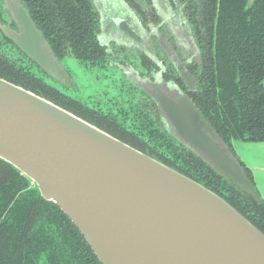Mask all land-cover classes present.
Instances as JSON below:
<instances>
[{
  "label": "water",
  "instance_id": "1",
  "mask_svg": "<svg viewBox=\"0 0 264 264\" xmlns=\"http://www.w3.org/2000/svg\"><path fill=\"white\" fill-rule=\"evenodd\" d=\"M3 8L17 26L3 25L4 33L62 81L57 57L22 2L3 0ZM156 97L188 146L264 201L189 99ZM0 159L69 216L102 264H264V232L221 195L2 77Z\"/></svg>",
  "mask_w": 264,
  "mask_h": 264
},
{
  "label": "trees",
  "instance_id": "2",
  "mask_svg": "<svg viewBox=\"0 0 264 264\" xmlns=\"http://www.w3.org/2000/svg\"><path fill=\"white\" fill-rule=\"evenodd\" d=\"M20 1L57 58L72 54L93 65L103 60L104 50L95 34L97 12L91 0ZM247 2L181 0L205 49L198 106L229 146H233L232 136L244 142L264 143V0H256L250 7ZM1 5L2 0L0 9ZM0 77L44 96L203 183L264 232V201L243 192L200 155L170 136L150 130L147 139L141 140L120 125L112 129L95 123L57 99L56 95L67 94L63 87L47 82L22 63L0 61ZM238 161L254 181L244 161ZM0 264H102L62 209L42 197L26 176L2 159Z\"/></svg>",
  "mask_w": 264,
  "mask_h": 264
},
{
  "label": "flooded vegetation",
  "instance_id": "3",
  "mask_svg": "<svg viewBox=\"0 0 264 264\" xmlns=\"http://www.w3.org/2000/svg\"><path fill=\"white\" fill-rule=\"evenodd\" d=\"M255 1L248 0L247 7L252 6ZM91 3L97 12L96 38L104 50V58L99 64L85 63L72 54H65L57 58L64 79L60 81L53 78L4 33L3 25H10L12 29L17 26L15 22L8 23L3 0L0 9V61L7 60L16 65L22 63L30 68V72L43 75L63 87L66 93L68 90L75 92L77 85L73 74L61 62L64 58H73L92 69L116 68L136 93L127 91L125 83L121 85L120 90L127 92L131 99L127 109L118 108L121 113L119 117L97 113L95 109L68 94L56 95L57 99L95 123L110 126L112 129L120 125L141 140L147 139L148 131L158 130L199 155L179 136L156 97L165 95L178 101L184 96L204 117L198 106V95L202 90L205 49L184 4L181 0H91ZM195 50L197 54H194ZM47 92L52 91L47 89ZM121 102L126 103L124 100L119 101ZM235 140L241 139L232 136V141ZM226 147L238 160L234 146ZM249 171L252 173L250 168Z\"/></svg>",
  "mask_w": 264,
  "mask_h": 264
},
{
  "label": "rangeland",
  "instance_id": "4",
  "mask_svg": "<svg viewBox=\"0 0 264 264\" xmlns=\"http://www.w3.org/2000/svg\"><path fill=\"white\" fill-rule=\"evenodd\" d=\"M194 54H197L196 50ZM61 62L73 74L77 85L75 92L68 90L67 94L89 108L95 109L97 113L119 117L121 113L118 108H128L131 97L124 90H120L123 83L125 87L127 86V91L131 90L130 93L136 94L128 80L116 68H87L85 64L70 57L64 58ZM41 76L47 82L57 84ZM120 100L126 103H119ZM233 146L236 155L252 170L256 186L264 198V143L235 140Z\"/></svg>",
  "mask_w": 264,
  "mask_h": 264
}]
</instances>
